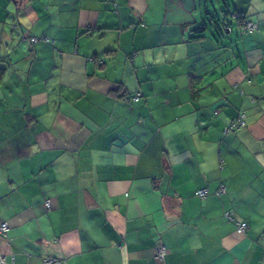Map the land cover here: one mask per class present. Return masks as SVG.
Instances as JSON below:
<instances>
[{
    "label": "crops",
    "instance_id": "0c3cea01",
    "mask_svg": "<svg viewBox=\"0 0 264 264\" xmlns=\"http://www.w3.org/2000/svg\"><path fill=\"white\" fill-rule=\"evenodd\" d=\"M223 2L0 0L4 264H264V0L192 39Z\"/></svg>",
    "mask_w": 264,
    "mask_h": 264
},
{
    "label": "built area",
    "instance_id": "2783aa9c",
    "mask_svg": "<svg viewBox=\"0 0 264 264\" xmlns=\"http://www.w3.org/2000/svg\"><path fill=\"white\" fill-rule=\"evenodd\" d=\"M254 28H255V25L250 21H246L242 26V29L244 31H247V32H252L254 30ZM29 40L31 42H36L38 40V38L32 36V37H30ZM90 59L94 60V58H90ZM95 60L98 63H102V58H95ZM140 97H141V93L138 92L132 96V100L138 101L140 99ZM244 125H245V114L241 113L237 116V118L234 121L230 122L226 126V128L224 129V132H226V133L227 132H235V131L239 130L240 128H242ZM217 193L218 194L224 193V187L220 186ZM195 195L197 197L204 198L207 195V189L206 188L199 189L195 192ZM45 206L47 208L50 207V201L49 200H46ZM224 215L228 220L233 221V218L229 212H225ZM235 225H236V230L238 232H245V229H246L245 224L235 222ZM8 231H9L8 224L6 222H2L0 224V234L6 235L8 233ZM166 253L167 252H166L165 246L162 243H158L155 247V257L159 260H163ZM42 262H43V264H67L64 259L55 258V257H44L42 259Z\"/></svg>",
    "mask_w": 264,
    "mask_h": 264
},
{
    "label": "trees",
    "instance_id": "16d2710c",
    "mask_svg": "<svg viewBox=\"0 0 264 264\" xmlns=\"http://www.w3.org/2000/svg\"><path fill=\"white\" fill-rule=\"evenodd\" d=\"M224 5H223V8L221 9V11H219V12H221L223 15H226V13H227V11H226V9H225V7H227V3L225 2V0H224ZM216 12H210V11H208V10H206L205 11V16H204V20L201 22V23H199L194 29H193V35L191 36L192 37V39H198V38H201V37H203V35H204V32L206 31V29L208 28V27H211L212 28V24H211V22L210 21H213L214 22V19H215V17H216ZM235 17L237 18V21H238V23L241 25V26H243V24L246 22V20L244 19V17H243V15L242 14H236L235 15ZM225 18V21H227L226 20V17H224ZM225 23V22H224ZM228 25V24H227ZM226 25V26H227ZM217 33H218V35H221V32H220V29L218 28L217 30ZM220 33V34H219ZM131 99H132V96H131Z\"/></svg>",
    "mask_w": 264,
    "mask_h": 264
},
{
    "label": "rangeland",
    "instance_id": "374dc122",
    "mask_svg": "<svg viewBox=\"0 0 264 264\" xmlns=\"http://www.w3.org/2000/svg\"><path fill=\"white\" fill-rule=\"evenodd\" d=\"M216 17H215V19H214V22L213 21H210L211 22V26H212V29H210V31L209 32H211L210 34H212V36L214 37H220V35H218V33H217V29L219 28L220 29V32H221V35H222V37L220 38L221 39V41L222 42H225L226 41V37L227 36H225L224 37V35H225V33L227 32L226 31V25H227V23H226V21H225V18L224 17H226L225 15H223L221 12H219V11H217L216 12ZM228 21V20H227ZM225 22V23H224ZM220 34V33H219Z\"/></svg>",
    "mask_w": 264,
    "mask_h": 264
},
{
    "label": "water",
    "instance_id": "95a60500",
    "mask_svg": "<svg viewBox=\"0 0 264 264\" xmlns=\"http://www.w3.org/2000/svg\"><path fill=\"white\" fill-rule=\"evenodd\" d=\"M14 2H16V0H13ZM0 264H4L2 261H1V259H0Z\"/></svg>",
    "mask_w": 264,
    "mask_h": 264
}]
</instances>
